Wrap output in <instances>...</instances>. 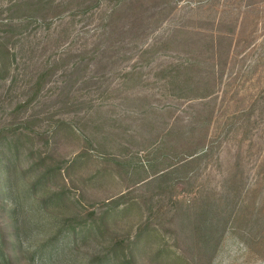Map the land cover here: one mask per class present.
<instances>
[{"label": "rangeland", "instance_id": "obj_1", "mask_svg": "<svg viewBox=\"0 0 264 264\" xmlns=\"http://www.w3.org/2000/svg\"><path fill=\"white\" fill-rule=\"evenodd\" d=\"M98 262L264 264V0H0V264Z\"/></svg>", "mask_w": 264, "mask_h": 264}, {"label": "trees", "instance_id": "obj_2", "mask_svg": "<svg viewBox=\"0 0 264 264\" xmlns=\"http://www.w3.org/2000/svg\"><path fill=\"white\" fill-rule=\"evenodd\" d=\"M1 173L4 176V180H2V182H1L2 186L4 188H9L10 185H11V182H10L9 177L7 176V173H8L7 169L6 168H2ZM86 227H87V230H85V234H84L85 238L90 234V232H92V229H93L91 225H86ZM97 264H103V262H98Z\"/></svg>", "mask_w": 264, "mask_h": 264}]
</instances>
